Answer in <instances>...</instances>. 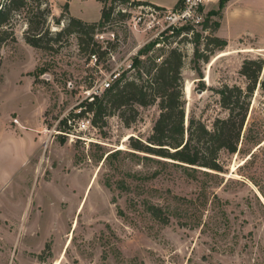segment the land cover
<instances>
[{"label": "rangeland", "instance_id": "1", "mask_svg": "<svg viewBox=\"0 0 264 264\" xmlns=\"http://www.w3.org/2000/svg\"><path fill=\"white\" fill-rule=\"evenodd\" d=\"M66 1L55 3L60 7ZM221 1L203 9L204 18L211 10L220 12L211 16V26L222 15ZM263 6L264 0H242L237 7L259 17ZM117 8L130 15L116 13L108 25L98 27L96 56L90 53L92 46H80L75 35L53 50L32 47L24 38L25 12L13 21L17 41L0 50V120L9 123L8 115L17 110L33 123L39 121L30 92H40L45 142L32 163L35 183L31 179L17 183L32 171V164L22 167L12 181L28 200L16 218L25 225V233L21 240L9 235L4 244L11 245V256L0 257V264H264V86H257L252 96L238 151L220 154L225 173L219 178L161 163L131 148L133 139L147 142L153 133L158 102L137 105L138 118L129 125L118 112L108 115L104 124L84 132L88 141L77 139L75 130L72 137L58 130L64 128L60 122L67 115L92 118L90 113L76 114L92 99L88 92L93 86L105 79L112 84L115 74L123 72L136 76L137 70L129 65L141 48L159 39L148 56H166L169 46L160 37L162 26H153L139 7ZM89 10L95 13V3ZM138 16H143L140 22ZM50 20L51 30L62 28ZM196 30L202 35L198 43L192 35L186 40L179 36L172 46L184 54L186 119L192 114L211 126L217 117L227 115L216 89L224 84L246 87L242 63L246 58H264V40L243 36L216 50L205 45L210 31ZM197 65L203 77L194 69ZM37 67L42 70L38 76ZM260 80L264 81V66ZM102 94L100 90L97 95ZM132 114L125 112L127 117ZM249 133L260 136L261 142L249 140ZM0 137L10 141L5 131ZM9 149L6 157L0 155V162L16 151L14 146ZM150 204L159 206L161 218L168 221L153 216ZM17 212L14 207L3 208L5 215Z\"/></svg>", "mask_w": 264, "mask_h": 264}, {"label": "trees", "instance_id": "2", "mask_svg": "<svg viewBox=\"0 0 264 264\" xmlns=\"http://www.w3.org/2000/svg\"><path fill=\"white\" fill-rule=\"evenodd\" d=\"M103 3L102 16L98 22H86L69 14L68 11L62 12L60 16L53 13L50 0H2L0 4V50L8 42H16L17 37L14 31L13 21L20 11L26 14L27 28L24 32V38L27 44L32 47L53 50L56 44L67 41L69 37L75 35L80 46H90L91 55L96 56L97 50L94 48L97 44L94 35L99 26L108 25L117 13L118 16L126 17L130 14L118 10V5L138 6L153 5V3L141 0H99ZM221 1V0H220ZM229 0L221 1L220 8H223ZM181 0L177 3V7ZM68 9V3L64 5ZM160 8V7H159ZM219 11L211 10L207 18L203 21V31H210L205 45H213L216 50H222L227 45L226 39L215 35L220 26V19L213 26L209 24L212 15L219 14ZM222 16V15H221ZM221 18V17H220ZM50 19L62 28L57 31L49 27ZM194 36L197 43L202 38L201 32L190 24L180 27H174L164 31L160 37H164L168 44L166 56H148L149 50L161 40L156 39L149 45L138 51V56L133 59L131 67L137 70L136 76H127L126 72L118 75L111 86L103 91L101 96H94L91 100L83 103V108L76 116H84L86 113L92 114V123L97 126L103 122L108 115L115 112L119 113L126 125L135 122L139 111L137 105L149 106L159 103L160 114L155 121L153 133L147 142L136 139L130 143L131 148L143 152L150 159L170 164L174 166L185 167L187 169L203 172L204 174L219 178L225 173L220 154L223 151L236 153L242 133L244 131L248 113L251 107V99L257 86H264V81L260 76L264 66V58H246L244 59L240 73L246 79V87L243 88L237 84H224L216 89L220 97V105L225 109V117H217L211 126L205 124L195 115H190L188 127L185 125L186 112L185 100L182 94V66L184 60L183 52L172 43L179 36L183 40ZM198 55V48H195ZM147 56L144 60L141 57ZM157 59H161L157 62ZM209 57L205 55L203 60L208 61ZM2 58L0 54V70ZM199 77H203L200 66L194 68ZM36 74L39 75L42 70L36 68ZM39 71V73H38ZM205 87V86H204ZM205 89V88H204ZM130 111L133 114L130 117L125 112ZM70 115L65 116L61 124L64 128L58 129L65 131L68 129V119ZM73 118V117H72ZM187 135V137H186ZM249 140L260 143V136L257 134L248 135ZM149 211L156 218H161V208L150 204Z\"/></svg>", "mask_w": 264, "mask_h": 264}, {"label": "crops", "instance_id": "3", "mask_svg": "<svg viewBox=\"0 0 264 264\" xmlns=\"http://www.w3.org/2000/svg\"><path fill=\"white\" fill-rule=\"evenodd\" d=\"M53 8V13L59 16L63 11V7L68 3L70 15L77 17L86 22H98L102 16L103 3L99 0H67L65 4L57 7L55 0H50ZM153 3L163 8H173L177 5L179 0H141ZM242 0H229L222 9V16L220 18V26L215 32V35L227 40L228 45L231 46L233 42L243 36L257 35L264 40V6L261 15L256 17L253 14H246V9L238 8V4ZM2 0H0L1 4ZM95 3L96 11L92 13L89 10V5ZM259 30V34L257 33ZM32 104H36L39 121L33 123L30 119L23 117L19 111H11L8 115L9 123H4L0 120V135L5 131L10 136V141L3 142L0 137V145L3 150L0 155L6 157L8 149L15 147L13 152L6 160L0 162V257L10 258L11 245L4 244L8 241L9 235H13L15 240H21L25 233V225L22 224L18 218L22 213L21 209L27 208V198L21 193L17 192V186L12 184L16 176H19L22 167L27 168L34 163L36 156H39L41 146L45 142L43 111L45 103L40 96V92H30ZM37 100V102H36ZM17 119L18 123L14 122ZM43 131V132H42ZM48 145V144H47ZM19 149V150H18ZM21 150V151H20ZM10 154V149H9ZM32 171L24 176L19 182L26 184L29 179L35 183L37 170L34 164L31 166ZM20 170V171H19ZM33 175V176H32ZM6 206L17 208L16 214L5 215L3 208ZM74 227V220L72 222ZM13 231V232H12ZM30 234L38 235L36 231H31ZM2 248H4L2 250Z\"/></svg>", "mask_w": 264, "mask_h": 264}, {"label": "built area", "instance_id": "4", "mask_svg": "<svg viewBox=\"0 0 264 264\" xmlns=\"http://www.w3.org/2000/svg\"><path fill=\"white\" fill-rule=\"evenodd\" d=\"M220 0H181V3L177 7L173 8H163V7H156L153 5H138V6H128V5H122L125 7L133 8V7H139L144 13V17H148L150 22L153 24V26L160 25L162 26V30L160 32H164L168 29L174 28V27H180L186 24H190L194 26L196 29L200 27L202 30L203 28V9L213 3L219 2ZM120 5H118L119 7ZM121 8H118L120 10ZM121 11L126 12L124 8L121 9ZM143 16H138L136 19V22H140L142 20ZM199 31V30H198ZM161 35V34H160ZM130 68L132 66L129 65ZM115 80L118 77V74H115ZM114 80V81H115ZM111 86V82L109 79H105L103 82H101L99 85H95L91 88L90 92H88V96L93 98L101 91H104L105 89L109 88ZM81 111L79 110L78 114ZM15 123H18L17 119H14ZM91 128H94V125L92 123V118L90 117H84V118H75L71 117L68 119V129H65V131H61V133H65L68 136H73L72 130H75L78 132L77 135H74L77 137V139H80L82 141H88V138L84 136V132L86 130H89ZM83 132V134H81Z\"/></svg>", "mask_w": 264, "mask_h": 264}, {"label": "bare ground", "instance_id": "5", "mask_svg": "<svg viewBox=\"0 0 264 264\" xmlns=\"http://www.w3.org/2000/svg\"><path fill=\"white\" fill-rule=\"evenodd\" d=\"M224 53V52H223ZM190 87H191V83H187V86H186V92L189 94V92H190ZM123 146H121V148H122ZM55 264H58V262H56Z\"/></svg>", "mask_w": 264, "mask_h": 264}, {"label": "water", "instance_id": "6", "mask_svg": "<svg viewBox=\"0 0 264 264\" xmlns=\"http://www.w3.org/2000/svg\"><path fill=\"white\" fill-rule=\"evenodd\" d=\"M185 125H186V127H188V119H186ZM186 137H187V135H186Z\"/></svg>", "mask_w": 264, "mask_h": 264}]
</instances>
